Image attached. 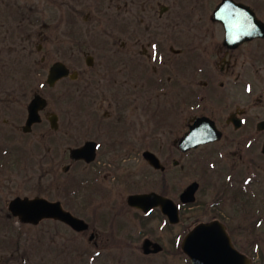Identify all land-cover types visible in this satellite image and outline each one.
Instances as JSON below:
<instances>
[{
	"label": "rangeland",
	"instance_id": "rangeland-1",
	"mask_svg": "<svg viewBox=\"0 0 264 264\" xmlns=\"http://www.w3.org/2000/svg\"><path fill=\"white\" fill-rule=\"evenodd\" d=\"M219 1L0 0V48L2 46L6 53L14 51L13 56L17 57L19 63L18 72L24 71V65H21L22 56L33 55L37 70L35 91L45 94L48 98L46 110L57 114L61 123L57 131L52 130L51 134L46 135L49 130L46 122L29 136L34 139L32 165L27 162V154L20 155L21 164L17 171L0 172L1 200L5 203L17 195L49 196L53 200H61L65 206L71 205L73 209L68 206L69 209H75L78 216L89 222L91 229L97 233L95 241L99 246L96 247L94 241H89V231L75 232L64 223L45 220L38 225H27L19 223L15 218L7 219L0 215V264H7V261L9 264H186L184 255L171 256L168 250L169 238L174 233H178L182 238L186 232L185 224L190 222L187 219L172 230L165 228L162 232L156 230V224L153 225L155 231L151 237L163 245L164 251L161 253L143 255L138 241L135 245L132 243L138 249L124 247L131 239L127 238L128 235L133 240L136 238V227L129 225V221L133 223L134 214L126 203V196L137 190L146 191L153 186L151 182H147L148 185L141 184L140 177L136 176L143 172H153L140 155L143 147L142 137L147 133L148 148L155 149V142L172 151V155H165L169 158L167 166L171 167L174 159L179 161V191L193 180L199 182L200 189L196 201L199 206L188 211L192 212V217L203 216L204 203L199 201L208 202L213 197L212 193L217 190L210 186L205 177L204 149L183 155L178 153L173 142L186 128L189 118L209 114L215 108L212 104L210 110L207 107L209 103L206 105L205 100L199 101L203 95V92H200V81L204 80V77L199 75L193 79V91L190 82V86L187 82L192 68L189 70L185 66L180 71L177 91L148 87L147 97L138 99L135 106L121 108L108 102L100 107L98 102L96 104L90 100L85 114L78 108L80 105L76 94L79 88L75 84L64 85L65 81H62L52 90L44 88V84L48 67L56 60L65 61L75 70L89 71L90 76H93L94 69L85 64L86 53L100 58L104 55L103 52H108L107 48H111V43L119 46L125 38L124 27L131 29V35L141 39L136 45L138 51L141 48L144 50V46L152 39V47L147 45L148 53L159 51L160 42V51L165 52L168 57L175 56L172 51L179 49L182 54L178 57L185 65L188 59L189 63L190 60L197 61L198 57H204L201 52L190 56L184 53L194 39V30L201 27L205 32L213 34L206 37L200 50L208 49L210 53L218 43L221 33H216L213 28L215 25L210 22L212 11ZM240 1L252 5L264 20V0ZM60 16L65 23L61 22L63 26L57 27ZM127 21H133L137 30H133ZM59 29L64 33L61 34ZM33 30L32 38L28 34ZM44 32L48 38H44ZM38 45H42V51H38ZM103 46L106 48L104 51L101 50ZM4 56L8 57L6 54ZM152 67L153 65L148 64L149 70ZM259 76L262 78L261 83L263 75ZM150 77L155 78V73L152 72ZM237 91L240 97L235 95L234 100L239 102V107L247 109L251 116H255V98H258L255 89L248 94L250 90L245 89V92L240 86ZM123 96L124 94L122 102H126L127 98ZM91 97L94 99L93 94ZM83 101L86 102L84 98ZM261 107H264V104ZM229 110L231 109L225 108L221 114L226 116ZM97 115L107 122L113 123L115 120V128H112V131L121 136H117L115 140L104 136L100 139L99 163L89 167L77 165L65 172L64 167L69 163V158L68 151L64 152V148L68 150L72 145L82 143L89 134H96L99 130L92 132V128H96L93 122L97 120ZM92 119L94 121L89 122ZM86 123L91 125L83 128ZM231 135L243 139L242 132H228L223 142L217 146L225 156L221 165L228 167L233 161L236 162L232 157L234 148L229 144ZM152 137L158 139L155 141ZM49 143L50 150L47 149ZM129 148H135V152L131 151L130 156L127 151ZM61 152L65 154L63 159L60 158ZM236 168H242L241 176L244 180L242 189L245 196L243 208L239 212L243 217L242 227L245 231L241 238L245 249L251 250L252 241L255 240V182L252 181L255 175H252V172L247 174L245 165L239 161ZM113 171L116 175L111 173ZM129 174L134 175L132 178L135 182L127 180ZM83 178L86 186L80 192L78 200L73 199L67 194V190ZM252 229L254 231L250 234L247 230Z\"/></svg>",
	"mask_w": 264,
	"mask_h": 264
},
{
	"label": "flooded vegetation",
	"instance_id": "flooded-vegetation-1",
	"mask_svg": "<svg viewBox=\"0 0 264 264\" xmlns=\"http://www.w3.org/2000/svg\"><path fill=\"white\" fill-rule=\"evenodd\" d=\"M61 17L62 16H60L56 24L57 27L63 26L62 23H65V20ZM128 23H130L133 30H137V26L134 25L135 23L133 21ZM210 23L215 25L213 28L216 33H221L218 37V43L215 44L211 52L208 53V49L204 51L200 50L206 37L213 34V32H205L204 29L202 30L203 27H201L198 30H194V39L184 53V55L189 56L202 53L204 57H198L197 61L190 60L191 62L189 63L188 59V63L185 65L178 57V55L182 54V50L179 49H174L172 51L175 56L168 57L165 52L160 51V42L158 43L159 51L156 50L157 52L148 53L147 45H149V48L152 47V39L146 46H144V50L141 48L140 51H138L136 45L141 39L131 35V29L127 30L124 27L123 31L125 38L124 41H121L119 46H116L112 41L113 43L110 45L111 48H107L106 51L108 52H103L104 55L100 58L95 55L92 56L89 53H86V55L84 54L86 66L94 69V77L90 76L89 71L86 72L82 69L75 70L65 63V61L56 60L54 62L60 61L67 66L69 70L68 74L58 78L52 83L47 82V79L45 78L44 88L52 90L62 81H65L63 82L64 85H66V83L75 84L77 88H79L78 93L76 94L80 105L78 108L81 110L82 114H85L86 106L91 101L96 104L98 102L100 107L103 103L108 102L111 104L115 103L121 108L129 107V105L135 106L138 99L147 97L146 88L148 87L164 89L167 91H177L179 88L178 79L180 77V71H182L185 66L189 70L192 68V73L187 82L188 85L190 82L193 91V79L195 80L199 75L203 76L204 80L200 81L202 82L200 92H203V95L200 96L201 98L199 101L205 100L206 105L207 103L210 104L207 105L209 109L212 107V104L215 105V108L209 114L200 115H206L211 118L216 127L221 131L222 136L215 142H209L184 153L180 152L177 140L187 129L188 124L199 116L195 115L189 118L186 123V128L180 136L174 138L173 143L178 149V153L183 155L193 153L201 148L204 149L205 177L210 186L217 190L212 193L213 197L208 202L199 201V203H204L203 216L193 215L192 217V212L188 210L199 206V204L196 205L197 196L196 201L191 204L181 203L180 201L181 191H179L178 186L180 174L179 161L174 159L171 167L167 166L166 163L169 161V158H166L165 155H172V151L163 148L164 146L162 147V145L155 142V149L148 148L146 144L148 134L146 133L142 137L143 147L140 155L149 169L153 172H143L136 176L140 177L141 184L148 185V183L151 182L153 186H150L151 188L146 191L137 190L126 196V203L128 207L133 210L134 214L132 219L133 223L129 221V225L136 227L135 236L137 239L134 238L133 240V238L128 235L127 238L131 239L128 240L124 247L138 249L137 246H133L132 244L134 243L135 245V242L138 241L143 255L148 256L150 254L161 253L164 251L163 245L151 237V234L155 231L153 225L156 224V230L162 232L165 228L172 230L175 226H178L180 223L182 224L184 219H187L190 220V222L185 224V235L198 223H207L217 220L224 226L233 247L239 253L248 256L251 260V264H264V107H261V105L264 104V37H256L243 42H226L224 27L219 22L212 19ZM118 28L119 27H117V29ZM60 33L63 34V30H60ZM33 34L34 30L29 33L28 36L33 38ZM44 34V38H48L46 32H44ZM159 34L161 33H157V35ZM66 36L68 37L67 33ZM42 49V45H38V51H42ZM104 49L106 48L103 46V49L101 50L104 51ZM7 53L3 51V47L1 46L0 172H6L9 170L13 172L17 171V168H20L21 164L20 155L27 154V162L32 165L34 139L29 136L32 135L34 130L38 127L47 122L49 130L46 135L51 134L52 130L57 131L61 127L58 115L46 110L48 106V98L40 91H35L37 70L36 62L32 59L33 55L26 54L25 56H22L21 65H24V71L18 72L19 63L17 57L13 56L14 51H9ZM5 54L8 55V57H5ZM26 61H28V63H26ZM54 62L49 65L47 74ZM148 64L153 65L152 69H148ZM152 72L155 73V78L150 77ZM259 75H263L261 83L260 79L262 78ZM153 83L155 84L151 85ZM240 86L244 91L245 89L246 91L250 90L248 94L255 89V95H258V98L255 96V116H251L247 109L239 107L237 104L239 102L234 100L235 95L240 97L237 91V88ZM37 94L45 98V105L39 110L41 120L28 124L29 106ZM92 94L94 99L91 97ZM122 94H124V98H127L126 102H122ZM197 96L198 94L195 95V97ZM83 98L86 102L83 101ZM238 101L242 102V100ZM225 108L231 109L226 116L221 114ZM96 118L97 120L95 121L94 119L89 120V122L94 121L93 124L96 126V128H92V132L99 130L96 134L92 136L89 134L88 138L82 143L72 145L68 150L64 148V152L68 151L69 158V163L64 167L65 172L77 165L89 167L94 163H99L100 139L104 136L111 140H115L117 136H121L112 131V128H115V120L111 123L102 120L103 118L99 115H97ZM89 125L91 124L86 123L83 128H87ZM106 130H109V132ZM228 132L231 134L242 132L243 135L242 140L231 135L232 138L229 140V144L234 148L232 157L236 159V162L233 161L230 167L223 164L221 165V162L225 160V156L221 149L217 148L218 144L221 141L223 142V139L227 136ZM151 135L154 134L151 133ZM152 138L155 141L158 139V137ZM50 143L47 145L48 150L51 149ZM89 143L94 144L92 152L91 150L89 151V149H86L81 156L76 158L73 156L74 149L83 147ZM26 146L28 147L26 148ZM127 151H129L128 155L130 156L131 151L135 152V148H129ZM64 152L60 153L61 159L65 158ZM146 152H151L153 154L151 159L154 162H149ZM92 154L93 157L91 158ZM238 161L240 164L242 163L245 165V171H247V174L252 172V175H255V178L252 180L255 182V240L252 241L251 250H249V248H247V250L245 249L241 238V236L244 235L245 229L242 227L243 217H241L242 215H240L239 210L243 208L245 195L242 189L244 185L243 176H241L242 168H236V163ZM192 166L195 167V165ZM190 169L189 166L188 170ZM111 173L116 175L114 171ZM132 177H134L133 174L127 175V180L131 183L135 182ZM84 182V178L79 180L76 184L71 186L70 190H67V194L73 197V199L78 200L80 192L86 186L84 185ZM63 187L66 189L65 185ZM199 189L200 184L197 193ZM148 192H154L159 196L169 198L174 202L178 211L177 222L171 223L169 221V217L165 214L161 205L155 206L148 211H143L142 209L131 206L128 203V197L130 194ZM46 198L51 199L49 196H46ZM10 200L11 198L4 203L0 196V215L3 217L5 216L7 219L12 218V215L6 211L5 208V204ZM58 201L61 203L63 209L78 216V212L75 211V209L72 210L73 207L71 205H68L69 207H72V209H69V207L65 206L61 200ZM86 222L88 223V229L83 232L89 231V241H94V245L99 247L98 242L95 241L97 233L91 229L89 222ZM247 231L251 234L254 229ZM115 234L118 235L116 231ZM181 240L182 238L179 237V234L174 233V235L169 238L170 245L168 251H170L171 256L178 257L184 255L186 264H189V258L181 250ZM154 244L159 245L160 250L157 253L150 252L149 254H145L144 251L146 250H154ZM7 262V264H9V261Z\"/></svg>",
	"mask_w": 264,
	"mask_h": 264
},
{
	"label": "water",
	"instance_id": "water-1",
	"mask_svg": "<svg viewBox=\"0 0 264 264\" xmlns=\"http://www.w3.org/2000/svg\"><path fill=\"white\" fill-rule=\"evenodd\" d=\"M214 19L224 24L227 29V38L245 40L256 36H264V23L254 15L249 6L243 3L235 2L234 0H221L214 10ZM249 26H253L254 29H249ZM66 72L62 64L56 63L52 67L49 77L55 80ZM35 101L37 102L35 113L33 118L30 117V122L31 120L39 119L37 109L45 104L39 96H36ZM220 136L221 133L217 130L212 120L205 116L198 117L181 136L179 147L181 150L186 151L199 144L218 140ZM93 145V143H89L74 149L73 156L75 158L81 156L86 149L92 152ZM146 155L151 163L154 162L150 153L146 152ZM197 186L196 182L188 185L181 193V201H194ZM128 202L130 205L143 208L144 210L161 205L163 210L169 214L170 221L175 222L178 220L177 208L173 207L172 209L171 200L162 198L155 193L130 195ZM9 208L14 215L19 216L25 222L37 223L43 218L51 217L68 223L76 230H82L87 227L83 220L63 210L59 202H50L41 197H17L10 202ZM154 246V252L160 250L159 245L154 244ZM182 248L191 257L192 264H249V260L231 246L228 235L217 222L197 225L185 236ZM146 252L149 251L146 250Z\"/></svg>",
	"mask_w": 264,
	"mask_h": 264
}]
</instances>
